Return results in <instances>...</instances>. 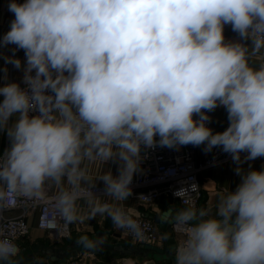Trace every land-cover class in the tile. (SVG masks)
<instances>
[{"label":"clouds","instance_id":"9594fccd","mask_svg":"<svg viewBox=\"0 0 264 264\" xmlns=\"http://www.w3.org/2000/svg\"><path fill=\"white\" fill-rule=\"evenodd\" d=\"M8 11L0 207L9 191L44 200L55 189L69 238V225L99 217L143 240L126 201L148 151L219 148L240 182L218 186L210 206L193 202L195 182L174 192L184 206L159 217L179 236L173 264H264V165L243 167L264 158V0H9ZM7 65L22 70L20 82ZM217 108L228 119L219 132L208 126ZM75 243L97 251L106 237ZM17 255L0 232V264Z\"/></svg>","mask_w":264,"mask_h":264},{"label":"crops","instance_id":"0c3cea01","mask_svg":"<svg viewBox=\"0 0 264 264\" xmlns=\"http://www.w3.org/2000/svg\"><path fill=\"white\" fill-rule=\"evenodd\" d=\"M9 0H0V38L9 30L10 21L14 18L13 14L8 11ZM225 35L227 38H235V34L230 28L226 27ZM11 47L0 48V53L11 55ZM21 60L24 57L23 51L16 53ZM4 61L0 58V69L4 67ZM8 67L9 81L20 82L22 80V70H16L12 65ZM3 72L0 71V77ZM4 81L0 79V84ZM211 122L209 127L214 131H223L228 126L227 113L223 108H217L214 112L209 113ZM8 140L5 135H0V151L7 147ZM209 153L203 151V146L199 147L196 153L197 161H202ZM251 164L252 168L259 170L264 165V159L259 158L254 161L246 162L243 167L248 168ZM115 174L116 166L111 165ZM236 165L229 160L219 166L202 171L199 178L202 184L203 198L198 206H210L214 202L218 186H228L234 190L240 182V178L235 174ZM55 191V189H50ZM178 199L164 195L153 204H143L142 202L129 198L126 201V207L131 214L148 218L157 225L160 235L169 232L170 224L161 223L155 218L162 217L167 213L183 207ZM15 213V212H13ZM37 209L32 216L29 217L30 232L23 238L18 240L19 251L17 255L18 264H73L78 261L80 264H125L134 261L136 264H170L174 261V257L169 252V241H160L157 244H147L139 242L128 237L123 230L114 228L110 219H101L99 217L86 221L82 224L71 225V238L57 239L48 232L38 227ZM97 235L98 233L106 237L103 247L97 251H88L79 253L77 256L67 255L69 246L72 244L73 234ZM172 237L176 243L179 236L172 231ZM157 247L158 249H154Z\"/></svg>","mask_w":264,"mask_h":264},{"label":"built area","instance_id":"2783aa9c","mask_svg":"<svg viewBox=\"0 0 264 264\" xmlns=\"http://www.w3.org/2000/svg\"><path fill=\"white\" fill-rule=\"evenodd\" d=\"M198 148L188 145L181 147L178 151L159 147L155 150H149L146 159L141 164L142 172L134 176L131 185L133 189L131 198L143 204H153L164 195L179 200V198L174 196V192L183 186V182L187 181L188 183L195 182L201 186L198 192L193 194V202L199 205L203 198L199 174L204 170L219 166L232 159L229 154L223 153L219 148H216L205 159L197 161L196 153ZM100 187L102 188V185ZM54 193L55 191H50L49 189L48 196L44 200L20 198L10 191L7 193L6 205L0 207V232L8 235L15 241L18 251V240L29 234L30 225L28 219L37 209L39 210L38 227L40 229L57 239L68 237L62 228L63 221L59 219L58 212L55 210ZM180 203L183 205L181 201ZM131 215L140 221L145 233V238L137 241L147 244H157L161 241L158 227L153 220L134 214ZM54 219L56 223H50ZM69 229L72 233L71 225H69ZM125 234L134 239L131 234L127 232ZM73 264L80 263L75 261ZM125 264L136 263L129 261ZM170 264H173V262Z\"/></svg>","mask_w":264,"mask_h":264},{"label":"water","instance_id":"95a60500","mask_svg":"<svg viewBox=\"0 0 264 264\" xmlns=\"http://www.w3.org/2000/svg\"><path fill=\"white\" fill-rule=\"evenodd\" d=\"M156 221L158 222H161L159 220V218H155ZM169 232L172 233V227L170 226L169 228ZM86 234V233H84ZM78 235H81V234H73L72 235V244L69 246V249H68V252H67V255L69 256H77L79 253H82V252H85L86 250L82 249L80 246H78L76 243H75V237H77ZM89 236H94V235H89ZM95 236H102L101 234H97ZM106 242H108L106 240ZM175 242H174V238L172 237V240L169 241V245H174ZM170 248V247H169ZM154 249H158L157 247H154ZM168 254H170V251L168 252Z\"/></svg>","mask_w":264,"mask_h":264}]
</instances>
